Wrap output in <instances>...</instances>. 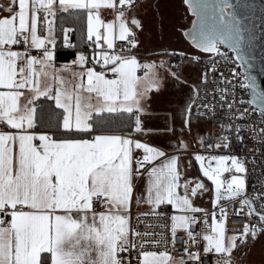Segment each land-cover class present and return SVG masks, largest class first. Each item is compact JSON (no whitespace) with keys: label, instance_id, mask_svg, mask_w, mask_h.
I'll return each mask as SVG.
<instances>
[{"label":"snow or ice","instance_id":"obj_1","mask_svg":"<svg viewBox=\"0 0 264 264\" xmlns=\"http://www.w3.org/2000/svg\"><path fill=\"white\" fill-rule=\"evenodd\" d=\"M186 2L197 16L188 35L197 49L215 54L209 62L215 74L220 58L227 62L221 45L238 50L244 40L241 21L230 10L228 0L216 4L199 0ZM6 7L8 15L0 17V88L6 89L0 91V125L15 131H0V264H124L125 258L118 253L131 254L130 249L138 247L130 239L128 213L135 180L141 175L147 176L146 203L152 206L153 213L167 204L183 213L202 211L207 223L209 213L193 205L189 192L195 196L197 189H208L203 183L190 188L187 179L183 185L180 183L177 153L188 150L187 142L177 139L174 153L169 155L162 146H150L141 140L145 132L140 118L143 94L135 91L139 79L136 70L141 65L133 52L138 39L125 22L129 12L138 7L137 0H11ZM70 8L86 12L87 39L95 47H100V42L104 41L108 49L114 48V26L100 18L99 10L112 9L119 21L118 38L127 40L128 47L111 53L102 49L96 54L99 58L94 60L101 65L100 69L86 67L74 73L80 79L72 91L41 89L34 78L53 67L54 52L48 45L54 48L56 44L54 21L49 17ZM39 20L47 24L48 35L44 38L38 35ZM131 25L142 28L134 15ZM12 46H18V50ZM33 49L40 50L39 54L33 55ZM178 55L190 62L201 59L199 55L187 57L183 52ZM92 62L80 53L74 63L83 66ZM142 67L147 70V78L155 65L148 63ZM108 72L112 73V78L107 77ZM173 75L180 80L179 72ZM207 76L205 72L202 77L205 82ZM221 76L223 78L215 82L227 85V77L223 73ZM156 86L155 81L149 84V88ZM246 86L256 91L254 79ZM25 89L31 95L21 106ZM214 91L220 103L205 104L203 113L190 98L182 109L180 131L191 132L194 119L212 118L219 124L220 132L214 138H200L205 149H227L233 136L242 144L246 139L241 135L244 127L233 121L244 120L248 109H238L235 117L227 115L232 111V103L243 101L235 98L234 87H217ZM85 92L95 93L97 102L91 103V96L83 95ZM40 97L46 99L40 100ZM259 99L262 102L259 120L264 124V93L259 94ZM225 105L224 116H209L215 107ZM103 113H119V117ZM133 127L138 134L135 137ZM248 130L254 138H260L255 127ZM166 131L176 134L174 127ZM260 133H264V128ZM37 140L39 143H34ZM158 158L163 160L154 164ZM194 158L200 163L203 175L215 184V202L225 196L237 200L240 211L246 209L249 217L258 218L257 223L246 224L238 236L226 237L227 215L221 207L220 219L217 220L213 212L211 232L202 235L206 245L193 252L190 249L197 245L196 236L200 233L191 231L189 223L197 217L171 215V240L143 239L150 235L163 236V233H132L141 238L136 264H188L189 261L192 264H206V261L233 264V250L258 233H264V181H261L259 196L246 190L247 161L237 155H210L207 164L202 154L197 153ZM212 161L216 162L215 166ZM233 170L235 174L222 192L221 174ZM180 187L184 189L183 195L177 192ZM256 191L253 187L252 193ZM140 202L141 199H137V204ZM97 206L103 210L97 212ZM177 228L187 231L189 246L183 247L186 256L174 257L167 248L159 252L144 249L148 243L154 246L170 243L175 248Z\"/></svg>","mask_w":264,"mask_h":264},{"label":"built area","instance_id":"obj_2","mask_svg":"<svg viewBox=\"0 0 264 264\" xmlns=\"http://www.w3.org/2000/svg\"><path fill=\"white\" fill-rule=\"evenodd\" d=\"M142 0H137L138 5L140 4ZM7 47V46H6ZM13 49H18V46H12ZM50 49L54 51V49L48 45ZM128 42L127 40H124L122 42H117L114 44V48L110 49V52L116 51L120 52L122 48H127ZM69 51H75V47L73 45H68L66 47ZM40 50H32L33 55H38ZM221 52L225 54L227 57V62L223 58H220L218 65L216 66L215 74H213V70L210 67V59L214 58L215 55L212 54H203L198 53L201 57L199 62L191 61L193 63H196L200 66L202 72H207V82H204L201 84L200 87H198L192 97V100L195 101V105H199L200 112L203 113L205 111L204 105H213L216 106L220 103L218 99V95L214 91L217 87H229L235 88V98L239 101H243V103H232V111L230 113H227V115L230 116H237L238 109H248L247 117L244 120L240 119H234V123L241 124L244 127V131L242 132V136L246 139L244 142L238 143L235 137L231 139L229 143V147L227 149L224 148H208V149H200L197 151V153L202 154L206 157L210 155H237L238 157L244 158L246 162V168L248 169V172L246 174V186L247 191L254 196H259L261 193L259 189L261 188V181H264V133H260V129L264 128V124H262L259 120L261 110L255 108L251 102H250V89L246 86L248 84V80L241 68V66L237 63L234 57V52L230 48H227L223 45H221ZM175 53V55H174ZM178 52H171L166 53V58L171 61L172 63L176 65H181L185 62H190V60L186 57H181L178 55ZM192 55H188L187 57H191ZM155 61L158 60V56L151 57ZM149 59V58H148ZM147 59V60H148ZM146 61L145 59H143ZM150 60V59H149ZM148 60V61H149ZM100 64H95L96 70L100 69ZM234 70V71H233ZM145 71H147L145 68H142L140 70V74H145ZM221 73H223L224 77H227L228 84H217L215 81L218 78H223L221 76ZM107 77L112 78V74L107 73ZM198 90V95H197ZM206 97V98H205ZM231 103V101H229ZM225 109L221 107H215L213 112L209 113V116L212 117H221L225 115ZM193 111H195V106L193 107ZM211 121L213 124H218L215 119L212 118H201ZM219 125V124H218ZM256 128L257 133L260 135L259 139L254 138L253 133L250 132L248 129L250 128ZM215 132L211 137H215ZM142 154V150H141ZM231 162L228 161V164ZM235 174L233 171H225L221 174V180L223 183V187L221 188V191L224 192L227 188V181L230 179V177ZM255 187L257 191L255 193H252V188ZM137 192V185L134 186V191L132 194V201H131V207L129 209V215L131 218V224H130V239L134 240L137 244V248L130 249L129 252H121L118 253L119 256L124 257V264H136L138 256L137 253L140 250L139 245L141 243V238L134 236L133 232H148L153 234H159L163 233V236L160 235H150L143 237V239L152 241V240H171L172 239V233H171V215L175 214V210L167 204L161 205L158 209H156L155 213L149 210H142L137 208L136 202H135V195ZM259 205V201H256V206ZM223 207L226 210V229L227 230H240L242 231L243 227L246 224L249 223H257L258 218L257 217H249L247 215V210L240 211L241 205L238 203L237 200H230L225 199L222 200L219 204L215 206H209L208 208H205L203 210H207L209 213L207 217V223H205L204 213L197 212V213H187V215L196 216L197 219L194 221H191L189 223V229L193 231L194 233L199 232L200 235L196 236L197 245L191 247V251L196 252L198 247L202 248L204 246V240L202 239L203 234H207L211 232V222H212V213L215 212L216 219H220V208ZM103 208L101 206L96 207V211H102ZM258 235H264V233H258ZM188 236L187 231L185 229L177 228L176 229V235H175V248L172 247V245L169 243L165 245L164 243H161L159 246H154L151 243L145 244L144 249L150 250V251H164L166 248L169 251L170 255L174 257H182L186 256L187 254L183 251V247H188ZM218 255V254H217ZM188 264H192L191 261L188 262ZM206 264H209V262L206 261Z\"/></svg>","mask_w":264,"mask_h":264},{"label":"crops","instance_id":"obj_3","mask_svg":"<svg viewBox=\"0 0 264 264\" xmlns=\"http://www.w3.org/2000/svg\"><path fill=\"white\" fill-rule=\"evenodd\" d=\"M10 2L11 0H0V17L4 15H8V10H7L6 5L9 4ZM184 6H185L184 0H142L140 4L138 5V7H136L132 12H129L128 16L125 17V22L128 24L129 27L132 28V30L135 32L137 39H138V44L133 48V52L137 56L138 63L141 65V67H138L136 70V76L139 79L137 80V83L135 85V91L138 94H142V92L139 91L143 87V85H141L140 82L142 78L145 77V74H140V70L143 68L142 65L148 64L149 61L154 60L151 57L156 56V54L158 53H171V52L181 53L183 52L188 55H197L199 53L185 40L183 36V31L190 27L192 23V19H193L192 17H190L191 16L190 14H189L190 16L185 14V11H183ZM74 10H77V9L70 8L67 11H59L56 17H49V19H52L54 21L53 30H54V35L56 37V44L54 48L51 44H49L54 49L53 67L46 68L44 72H41L37 77L34 78V80L38 83V86L41 89L51 87L53 92H55V90L58 88L67 89L69 91L74 90L75 84H77L80 79L78 76L74 75V73H78L81 70H83V68H86V67H93V66L95 67L94 60L99 58L98 56H96V54L99 53L102 49L110 52V49L107 48V44L104 41L100 42V47H95L92 44V41H89L87 39L88 43L86 47L79 50V52L77 53L74 59L67 61V62L58 61L57 53H58L59 46L62 44L64 47H67L68 45L74 46V44L70 42V30L68 29L63 30L60 36L57 34L56 25H55L56 19L60 13H69ZM179 10H181V13H182V16H181L182 23L185 25L178 28L177 30L178 35L174 36V39H171L170 36H167L163 38L161 41H157L156 39H157L158 34L155 35L154 34L155 32L149 29L150 27H153V24H154L152 23V21H149L150 19L149 14H151V18H153L154 21L156 19V21L158 22V25L162 29V26H164V24L165 26L170 27L168 23L169 22L171 23L172 19H174V17L175 18L177 17L176 14L178 13ZM99 11H100V18L105 23H109V22L113 23V26H114L113 27V36H114L113 43L115 44L117 42L124 41L118 38L119 21L116 18L115 12L112 9H107V8H101ZM133 15L135 16L136 19H138L141 22L142 28H135L133 25H131V18ZM86 27H87V19H86ZM101 31L103 32V29H101ZM38 35H40L42 38L48 35L47 24L43 20L38 21ZM159 35H161V33ZM93 40H95V37H93ZM14 50H18V49H14ZM33 50H36V49H33ZM80 53L85 54L88 61H93V62L86 63L83 66L74 63L77 60V57ZM143 59H145L146 61H144ZM160 59L161 57L158 58V60ZM174 65L177 66L176 72H179L180 80L178 81L174 77L176 84H173L174 85L173 93L175 96V100H177L179 103V106H181V113H182V109H184L185 105L189 103L190 98L192 99L196 89L200 87L201 84L203 83L202 81L203 72L200 66L193 62H185L181 65H176V64ZM39 67L40 66L37 65V68ZM108 78H111V77H108ZM84 83H86V76L84 77ZM0 91H6V89L0 88ZM24 92H25V97H22L20 100L21 106H23V104L25 103V98L31 95V93L27 89H25ZM83 95H86V96L90 95L92 98L90 101L91 103L95 104L97 102V97L95 93L88 94L85 92L83 93ZM154 96L155 94L152 95V98H153L151 100L152 103L155 100ZM41 98H45V97H40V99ZM74 103H75V99L73 98V104ZM111 114H117V113H111ZM164 117H166L169 123L170 122L168 120L169 117H167L166 114L161 115L160 113L155 112V110L154 112H151V113H140L142 127L145 128V132H144V135L141 137V140L142 142H148L150 146H162L164 151H166L169 155H172L173 153L169 151L170 147H168V145L172 146V140L177 139L176 138L177 136H173L172 132L166 131L161 127L160 121ZM197 122H198V126L202 129V132H201L202 136L205 137V139L207 140V138L211 136H210V133L207 134V131H206L207 127L205 124L206 122L200 119H198ZM169 126H172V125H170L169 123ZM5 130L15 131V130L7 128L4 125H0V131H5ZM132 133L134 137L138 135L136 132H132ZM34 143H39V141L38 140L34 141ZM161 160H163V158H158L153 163L158 164L161 162ZM150 166L151 165H149V167ZM178 171L180 172V160L178 164ZM181 179H180V183L182 184L183 181ZM135 185H137V192L134 198H135L137 208L142 209V210L152 209V206L146 203L147 196H148V193L146 190L147 189V176L141 175L138 178H136ZM177 192L183 195L184 194L183 187L178 188ZM137 199H141V202L139 204H137ZM175 211H178V210H175ZM181 213L183 215L187 214L183 212ZM6 219H10V217H6ZM130 224H131V218L129 215V229H130Z\"/></svg>","mask_w":264,"mask_h":264},{"label":"rangeland","instance_id":"obj_4","mask_svg":"<svg viewBox=\"0 0 264 264\" xmlns=\"http://www.w3.org/2000/svg\"><path fill=\"white\" fill-rule=\"evenodd\" d=\"M185 11V14L190 16L188 13L187 8L184 6L183 8ZM150 12V11H149ZM177 17L172 19L171 23L169 22V26H162V29L158 25V22L154 21L153 18H151V14H149V21H152L153 27H150L149 29L154 31L155 35H157V41H161L163 38L170 36L171 39H174V36L178 35L177 30L181 26H184L185 24L182 23V13L181 10L178 11L176 14ZM192 17V16H190ZM161 33V35H159ZM169 40V39H167ZM156 56L161 57L158 61H149L148 63L155 65V67L149 72V75L147 78H142L141 85L143 87L139 90L142 92L143 97L140 99V104L143 108V111L141 113H151V112H157L161 115H167L169 117V123L172 126H169V123L166 119V117L162 118L160 121L161 127L166 130L168 128H175L176 134L173 136H177V139H180L182 141H186L188 144V150L183 151L181 150L178 154L179 160H180V173L181 175H185L187 173L194 176V162H195V155L197 154V151L200 149H205L201 143L200 138L202 137V129L198 126V122L196 119L193 120L192 123V130L191 132H188L187 129H185L184 132H181L180 129L182 127V113H181V106H179V103L177 100H175V96L173 93L174 85L176 84L174 75L177 71V66L172 64L165 56L166 53H158ZM170 62V63H169ZM153 81L156 82L157 86L149 88V84ZM176 86V85H175ZM148 89L147 91H145ZM155 94V100L153 103L151 102L152 95ZM168 110V111H166ZM174 112V114H173ZM206 122V131L207 134L210 133V136L215 134L217 135L220 132V126L218 124H213L211 121L206 119H200ZM167 121V122H166ZM177 139L172 140V147H170L169 151L174 153V149L176 146ZM184 182H182L183 185ZM213 192V188H212ZM190 195V198L192 200V203L195 207L200 209L208 208V206H215L219 204L222 200L215 202V194L214 193H208L204 196H196L193 197ZM215 202V205H214ZM174 215H183L180 211H176ZM240 230H227L226 229V237L233 236V235H239ZM206 245V241H204ZM239 243V242H238ZM233 257V264H264V235H259L256 238L252 239L249 238L247 242L243 243L238 247V249H234L232 252Z\"/></svg>","mask_w":264,"mask_h":264},{"label":"water","instance_id":"obj_5","mask_svg":"<svg viewBox=\"0 0 264 264\" xmlns=\"http://www.w3.org/2000/svg\"><path fill=\"white\" fill-rule=\"evenodd\" d=\"M192 2L196 3L197 0H192ZM199 2L216 4L220 3L221 0H199ZM228 3L232 6L230 10L233 11L241 21L244 40L238 50L227 45L223 46L233 50L235 60L241 66L248 83L251 79L255 80L256 91L253 92V90L249 88L250 102L255 108L262 110V102L259 99V94L264 93V0H228ZM184 5L187 7L188 12L193 19L190 27L183 31V36L197 52L208 54L197 49L192 43L191 37L188 35L193 28V22L197 20V16L189 8V4L186 0H184ZM204 73L205 71H203V75ZM202 81L203 83L205 82L203 79ZM207 162L206 159L205 164H207ZM195 163L201 176L211 184L213 193L215 194V184L203 175L200 169V163L196 160ZM215 163V161H212L213 166H215ZM225 199L228 198L225 196L222 200Z\"/></svg>","mask_w":264,"mask_h":264},{"label":"trees","instance_id":"obj_6","mask_svg":"<svg viewBox=\"0 0 264 264\" xmlns=\"http://www.w3.org/2000/svg\"><path fill=\"white\" fill-rule=\"evenodd\" d=\"M56 31L60 36L62 31L65 29L70 30V42L74 44L75 51H69L62 44L58 48L57 59L60 62H67L74 59L79 52L87 45V27H86V12L84 10H74L69 13H60L56 19ZM46 98H41L40 100H45ZM54 107V104H53ZM39 111V109H37ZM57 111H62L57 109ZM103 115H111L113 117H119L117 114L103 113ZM124 115H130L125 113ZM132 132H136L133 127ZM259 236V235H257ZM256 236V237H257ZM255 237V238H256Z\"/></svg>","mask_w":264,"mask_h":264},{"label":"flooded vegetation","instance_id":"obj_7","mask_svg":"<svg viewBox=\"0 0 264 264\" xmlns=\"http://www.w3.org/2000/svg\"><path fill=\"white\" fill-rule=\"evenodd\" d=\"M181 176H183V177H181L182 178L181 180L183 182H185V179H187V181L190 183V188H194L197 183H203L205 188L208 189L207 191H205L203 189H197V194L193 197L196 198V196H198V195L204 196V195H207L208 193H213L211 184L201 176L199 169H198L195 162H194V176H192L189 173H187L185 175H181ZM189 194H191V192H189Z\"/></svg>","mask_w":264,"mask_h":264}]
</instances>
